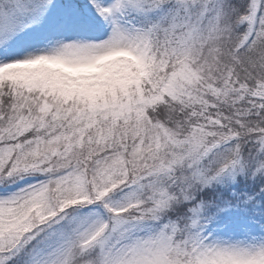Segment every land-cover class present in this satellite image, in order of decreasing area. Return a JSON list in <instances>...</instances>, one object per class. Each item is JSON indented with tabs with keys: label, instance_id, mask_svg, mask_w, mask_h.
<instances>
[{
	"label": "snow or ice",
	"instance_id": "1",
	"mask_svg": "<svg viewBox=\"0 0 264 264\" xmlns=\"http://www.w3.org/2000/svg\"><path fill=\"white\" fill-rule=\"evenodd\" d=\"M0 264H264V0H0Z\"/></svg>",
	"mask_w": 264,
	"mask_h": 264
}]
</instances>
